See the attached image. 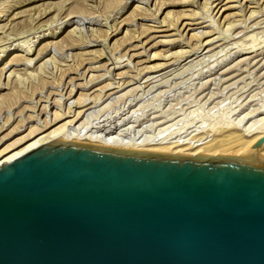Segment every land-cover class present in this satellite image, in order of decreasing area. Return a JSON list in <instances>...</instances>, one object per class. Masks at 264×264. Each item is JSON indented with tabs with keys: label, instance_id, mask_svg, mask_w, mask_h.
I'll return each instance as SVG.
<instances>
[{
	"label": "rangeland",
	"instance_id": "1",
	"mask_svg": "<svg viewBox=\"0 0 264 264\" xmlns=\"http://www.w3.org/2000/svg\"><path fill=\"white\" fill-rule=\"evenodd\" d=\"M0 15V150L81 92L122 82L121 72L139 81L127 77L76 127L206 142L262 123L264 0H0ZM230 145L214 154L236 155Z\"/></svg>",
	"mask_w": 264,
	"mask_h": 264
},
{
	"label": "water",
	"instance_id": "2",
	"mask_svg": "<svg viewBox=\"0 0 264 264\" xmlns=\"http://www.w3.org/2000/svg\"><path fill=\"white\" fill-rule=\"evenodd\" d=\"M0 264H264V156L60 136L0 164Z\"/></svg>",
	"mask_w": 264,
	"mask_h": 264
},
{
	"label": "bare ground",
	"instance_id": "3",
	"mask_svg": "<svg viewBox=\"0 0 264 264\" xmlns=\"http://www.w3.org/2000/svg\"><path fill=\"white\" fill-rule=\"evenodd\" d=\"M0 16H2V15H0ZM196 23H199V22H196ZM196 23H194V24H196ZM187 24H192V23L191 22H187ZM204 34H207V32L204 33ZM211 41H213L212 38L211 39L209 38L208 41L206 42V44L211 43ZM2 46H4V45H2ZM2 46L0 45V52H7V46H5V47H2ZM31 49H32V47L30 46L29 50H28V53H30ZM16 55H18V54H16ZM0 57H2V55ZM27 59L30 60L29 58H27ZM9 63H11V62H9ZM166 65H168L167 62L159 64L158 66L159 67H164ZM5 67H6V65H5ZM14 73H16V72L12 71L11 74H9V75H15ZM122 73H124V72H121V73L117 74V75H119V78H122V79L125 78L124 80H122V82H121V80H120V82L117 81L119 84L116 82L115 86H111L112 82H110L111 84L108 82L109 84H107L105 86L103 85L104 87L96 89V90H99V92L97 94H95V95H93V93H95V92H92V93H89V92L83 93V92H81L80 96L78 97V99H76L75 102H73V104L70 103L68 105L67 109L63 108L64 109L63 110L61 108L60 110L59 109L55 110L54 113H52L53 116L52 117L50 116V118L48 116L49 112L47 111L48 112L47 117H45V120L42 122V124L40 123V124L34 125L33 127L31 126V129L29 130V132L27 134L19 137L15 142L11 143L10 145H8L5 148L0 150V164H3L5 161H7V162L12 161V160L18 158L19 156L27 153L28 151H30V150H32V149H34V148H36V147H38V146H40V145H42L44 143H47V142H49L51 140H54V139H56V138H58L60 136H62L63 138H65L67 140H70V139H72L74 137H77L79 139L88 138V139H90L92 141L99 140V141L104 142V143L109 144V145L133 146V147H139V148H144V149L162 150V151H170V152H181V153H187V154H191V155H195V154H197V153H199L201 151H204L207 154L208 153H211V154L215 153L216 154L217 151L220 148L223 149L224 146H226L227 144L228 145L232 144V145H230L232 147L234 146L233 144H238V149H236L237 151H235L237 153L236 155H240V154H256V155L264 156V142H260V139L262 137H264V117L260 118V119H262L261 120L262 123L261 124H257V126H254L256 123L253 122L255 124L252 123V125L249 126V128H247L245 130L246 133H239L238 131L237 132H232L230 134H227V136L223 135L221 137H218V138L206 141V142H203L204 140L203 141H200V140L194 141L193 140V142H192V140L191 141H189V140L188 141L187 140L186 141L185 140L182 141L181 139L180 140H175V141H168L166 139H163L164 138L163 137V133L166 130L164 128H163L164 132L160 133V134H162L163 138L160 139V140L158 138V140H157L156 137H155V139H156L155 140L154 138L153 139L152 138H150V139H146V138L145 139H141L140 137H136L137 134H136V136H127V133H124V132L118 130L120 128L113 129L115 125L114 126H109L108 125L109 127H107L106 129H98L97 131H92L93 129L92 130L84 129L85 126H86L85 123L81 124V125H78V127H76L77 123L80 120L83 121V119H81V118L92 107V104H93V106L96 105L104 97H106V96L111 97V95L113 96V94H115L116 92L121 91L122 89L127 87V85H129L130 83H133V82H131V80H127L126 79L127 77L128 78L130 77L133 80H136V81L138 80L139 81V77H137V76H132V75H126L125 76ZM139 74L141 75V73H138V75ZM157 76H159V75L156 74V75H152V76H147V77H145L144 82L150 81L152 79L156 80L155 78H158ZM9 77L11 78V76H9ZM72 85H73V83H72ZM14 86L16 87V85H14ZM137 86H139V85H137ZM135 87H133V90L137 89ZM152 87H153V85H152ZM0 88H3V82H0ZM6 88H8V86H6ZM139 88H141V87H139ZM129 90L132 93L134 92L131 89H129ZM131 92H127V93L129 94ZM123 96H124V94H123ZM18 98L20 99L19 96H18ZM18 98H17V100H18ZM48 98H50V97L48 96L47 100L43 99V97L38 99L37 104H39V102L43 103V101H50ZM6 99H7V97L4 96V94H3V96L0 97V105L4 104L3 102H6ZM55 102L59 103L56 100H55ZM57 103H56V105H58ZM58 106H59V108L61 107L60 104ZM2 107H3V105H2ZM44 107H45L44 110L46 111L48 107L47 106H44ZM104 108H106V107L104 106L103 109ZM255 110L257 111V109H254L253 112H251L250 114L255 113ZM94 111H95V109H94ZM101 111H100V113H101ZM90 113H89V115H90ZM129 113H130V111H129ZM87 115H85V116H87ZM94 116H93V118H94ZM97 116H99V115H97ZM97 116L94 119H97ZM131 117H133V116H131ZM157 117L158 116H154L153 118L156 119ZM163 117L165 118V116H163ZM168 117H170V116H168ZM139 118H140V116H139ZM139 118H137V119H139ZM248 118H249V116H248ZM260 119L257 120V121H260ZM123 120H125V118H123ZM161 121L162 120H160L159 122H161ZM242 121H243V119H242ZM163 122H165V121L163 120L161 123H163ZM79 124H80V122H79ZM88 126H89V124H88ZM117 126H118V124H117ZM168 127H166L167 130L169 129ZM125 129H124V131H125ZM224 132H226V131H224ZM219 135H221V134H219ZM164 136H167V135H164ZM158 137H160V135ZM147 138H149V137H147ZM167 139H169V138L167 137ZM219 151H222V150H219ZM211 154H209V155H211Z\"/></svg>",
	"mask_w": 264,
	"mask_h": 264
}]
</instances>
